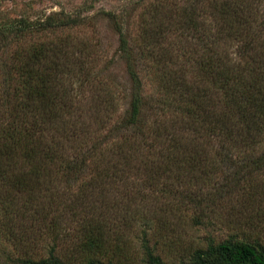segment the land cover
I'll use <instances>...</instances> for the list:
<instances>
[{
    "label": "trees",
    "instance_id": "16d2710c",
    "mask_svg": "<svg viewBox=\"0 0 264 264\" xmlns=\"http://www.w3.org/2000/svg\"><path fill=\"white\" fill-rule=\"evenodd\" d=\"M168 1L146 13L136 45L162 69L157 99L144 95L120 28L130 84L121 121L119 94L81 44L45 41L12 62L0 57V231L12 251L1 248L0 264H264L252 218L239 223L250 234L220 242L208 234L204 247L187 246V262L166 261L152 244L151 227L170 231L166 216L177 206L213 201L223 173L231 189L240 174H264V0H183L191 4L176 12ZM79 21L21 17L0 26V50ZM132 181L157 197L128 192ZM174 191L183 194L170 199ZM139 220L135 258L122 233Z\"/></svg>",
    "mask_w": 264,
    "mask_h": 264
},
{
    "label": "rangeland",
    "instance_id": "374dc122",
    "mask_svg": "<svg viewBox=\"0 0 264 264\" xmlns=\"http://www.w3.org/2000/svg\"><path fill=\"white\" fill-rule=\"evenodd\" d=\"M163 1L165 2V0H0V26L12 25L14 24L13 22L20 20L21 17H26L28 20L34 19V21H40V19L44 21L50 16L55 22L69 19L80 20L78 25L57 26L46 30L40 29L34 31L33 34H26L23 39H13L12 42L4 43L5 47L0 50V57L2 56L1 58L4 61L12 62L15 52L18 51L19 53L32 44H39L45 41L55 42L69 38L75 46L79 47L81 44L84 49L82 57L86 58L88 62V58L91 59L88 66L93 67L96 75L108 81L119 94L118 97L121 99L118 105V118L115 122L121 121L129 109L130 99L127 93L130 84L127 60L124 59L125 52L121 51L120 28L130 39V51L128 52H131L132 62L143 78L144 95L150 99H157L161 93V81L157 77L162 73V69L157 67L154 58L143 57L141 50L136 45L142 38V26L146 13L153 10L155 5ZM187 2L170 0L166 4V8L168 5L175 12L177 10L181 11L184 7L191 4ZM111 14L118 15V17L114 18ZM174 36L175 33H171L169 39L173 40ZM3 50L7 51L4 52ZM174 54L176 52H173L172 55ZM125 56L127 55L125 54ZM155 107V105H150L149 103L148 108L151 111ZM172 110L170 108V111ZM170 114L171 112H169ZM148 142L152 143L151 141ZM111 143H115V141L113 140ZM228 176L231 175L226 172L222 174L221 178L218 177L216 185L211 188L213 189V197H215L210 203L203 200L202 207L193 208L190 204L183 205L180 208L177 206L175 215H173L174 213L168 214L166 218L171 224L170 228L172 229L170 231L160 229V225H155L153 222V224H149L150 226L155 225L151 227L153 234L152 244L156 245L166 261L172 263L187 262L191 255L190 249L204 247L205 237L208 234L216 237V242L225 240V237L231 234H250L243 224L241 226L239 224L241 220L245 221L246 218H252L251 220L255 221L260 228L258 232L262 236L264 235V189H262L264 187V174L263 176L257 173L240 174L237 184H234L237 188L232 187V189L225 187L226 183L228 184L226 181ZM134 182L130 183L128 192L136 194L146 192L157 197L156 188L144 190L145 188L140 186V181ZM81 184L82 182L79 181L71 185L77 191ZM163 188V186L158 188L160 196L164 194L162 192ZM67 193L73 195L72 188L67 189ZM179 194L183 193L170 192L169 197L174 196L176 198ZM203 198H206V196ZM167 203L168 199L165 198L160 205L165 208ZM178 210V215H181L179 220L176 217ZM196 218L202 220V225H195ZM139 221L138 223L133 222L128 226H124L122 233L125 235V241L127 239L129 245H131L128 251L135 258L138 252L139 257L141 253L140 239H142L143 223ZM253 235L257 236L258 234ZM5 240L2 232L0 234V250L3 247V250L6 249L10 252V245ZM187 246L192 248L189 249Z\"/></svg>",
    "mask_w": 264,
    "mask_h": 264
}]
</instances>
